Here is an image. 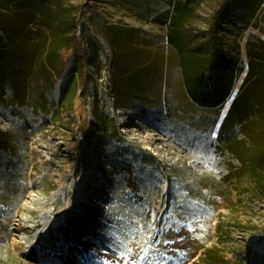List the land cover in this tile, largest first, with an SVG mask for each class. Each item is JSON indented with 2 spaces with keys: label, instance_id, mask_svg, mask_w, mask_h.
Listing matches in <instances>:
<instances>
[{
  "label": "rangeland",
  "instance_id": "rangeland-1",
  "mask_svg": "<svg viewBox=\"0 0 264 264\" xmlns=\"http://www.w3.org/2000/svg\"><path fill=\"white\" fill-rule=\"evenodd\" d=\"M14 1L0 0L7 24L0 38H28L33 57L53 40L66 68L50 70L51 87L47 74H37L22 105L9 86L0 91V264H264V110L247 120L255 143L233 121L232 132L220 130L251 82L248 43L261 52L254 73L264 74V4L247 27L239 13L220 21V44L240 71L225 103L207 109L183 89L168 25L158 18L166 0L26 2H44L42 14ZM176 1L191 9L182 29L187 47L207 52L208 20L221 0ZM76 18L94 28L84 36L111 45L105 90L104 80L92 85L85 64L79 72L67 46ZM113 30L122 39L110 43ZM125 72L128 93L120 97L114 76ZM74 79L70 110L57 114ZM112 126L119 138L104 131Z\"/></svg>",
  "mask_w": 264,
  "mask_h": 264
},
{
  "label": "trees",
  "instance_id": "trees-1",
  "mask_svg": "<svg viewBox=\"0 0 264 264\" xmlns=\"http://www.w3.org/2000/svg\"><path fill=\"white\" fill-rule=\"evenodd\" d=\"M27 1L28 0H19L14 2H17V5H19V8H22V10H33L30 5L37 6L39 7L35 9V11L38 10L37 12L41 10L44 3L41 2V4H39L37 2L36 4H32L26 3ZM166 3L169 9L158 18L162 20L163 26L168 25L166 31L167 43L168 46L172 47L176 52L180 74L182 75L183 89L190 100L198 107L207 109L220 107L225 103L228 96L232 92L233 85L238 78L240 71V61L234 55L226 53L220 44V37H218L220 21L225 19L226 16L239 13L242 22L247 27L258 17V11L264 4V0H221L208 20L206 30V45L208 46V51H205V53L192 51L186 45V38L184 33H182V29L183 23L186 20L185 18L191 12L188 5L185 3L182 4L180 1L176 0H166ZM1 8L6 10L7 7L3 5ZM42 10L40 11L41 14L43 13ZM4 22H0L1 26L7 25L4 24ZM72 22L74 33L76 22L74 19ZM111 35L112 41H110V43L122 39L117 30H113ZM1 36L3 35L0 33V37ZM2 38H0V91L5 86H9L13 99L20 103V105L25 103L27 98L26 88L29 85V82L33 81L34 77L37 79V74L43 72L47 74L48 77L46 78V86L51 87L55 81L53 79L54 77L50 73V70H54L56 73L58 72L60 74L66 68V62L63 61V56L58 51L60 49L59 45L53 42V40H46V42L42 44V51L37 55V57H33L36 51L32 50V46L29 42L27 43L28 38L22 37V39L17 40L8 35L7 37ZM100 39L107 44L108 40L106 41L103 36H101ZM88 42L90 50L93 53L92 58H89L88 61L93 63L99 52L98 43L90 37L88 38ZM247 45V56L250 60V66L245 79V85L248 82H251L246 86L247 90H244L242 94L233 101V104L231 105L220 130L232 132L230 128L235 123V125H239L243 128V130H245V135L247 136L248 141H250L252 136L254 137L255 143L257 140V133L252 130L248 121H250L249 118H251V116H253L254 119H257L258 117L260 119L263 118L262 112L264 110V104L260 103L259 97H264L263 94H260L264 85V74L258 72H256L257 74L254 73L255 68L253 65H256V59H261V54H259L261 52L259 48L257 50L250 43ZM67 46L72 48L73 53L77 57V63L80 64L78 65L79 72H83L81 69L83 63H81L80 56L76 51L77 42L75 36L71 38V41L67 44ZM118 48H120V46H118ZM125 74L126 72L124 74H116L114 76V85L115 88H117V92L120 97H126V94L128 93H125V90L123 91V89H121L123 79L127 78ZM84 78L86 79H84L83 82L86 85L90 78L87 76H84ZM157 79L161 82L162 76L158 75ZM67 85L68 86L66 88H71V98L70 94H68L69 97L67 100L65 99L66 89H63L57 106V114L59 111L70 110V102L76 95L75 79L72 86L70 82ZM40 111L42 112L41 109ZM46 113L52 114L53 116L54 111L50 110ZM104 131L113 136L114 139L119 138V134L114 126L104 128ZM92 135L94 134L92 133ZM92 137L93 142L97 144L99 142V138H97L96 135ZM85 138L88 139L89 136H85ZM229 143L237 145L236 148H232V152L241 156V148L240 145H238L239 142H237L235 138H230Z\"/></svg>",
  "mask_w": 264,
  "mask_h": 264
},
{
  "label": "built area",
  "instance_id": "built-area-1",
  "mask_svg": "<svg viewBox=\"0 0 264 264\" xmlns=\"http://www.w3.org/2000/svg\"><path fill=\"white\" fill-rule=\"evenodd\" d=\"M75 22L76 28L74 30V36H76L78 50L80 51L83 64H85V72L92 78V85H97L98 82L104 80L105 84L103 86L105 90L106 88L110 87L111 84L109 78V62L111 59L110 49H108L106 43L95 36L94 33L90 32L87 37L84 36L85 31H91L93 28L89 22H81L77 18ZM89 37L98 43L99 52L96 55L93 63L88 61L89 58H92L93 56L88 42Z\"/></svg>",
  "mask_w": 264,
  "mask_h": 264
},
{
  "label": "crops",
  "instance_id": "crops-1",
  "mask_svg": "<svg viewBox=\"0 0 264 264\" xmlns=\"http://www.w3.org/2000/svg\"><path fill=\"white\" fill-rule=\"evenodd\" d=\"M56 5H58V7L59 8H61L62 7V5H61V0L60 1H58V4H56ZM54 8V7H53ZM100 23H102V24H99V27H103L102 25H107L108 23L106 22V23H104V22H102V21H100Z\"/></svg>",
  "mask_w": 264,
  "mask_h": 264
},
{
  "label": "bare ground",
  "instance_id": "bare-ground-1",
  "mask_svg": "<svg viewBox=\"0 0 264 264\" xmlns=\"http://www.w3.org/2000/svg\"><path fill=\"white\" fill-rule=\"evenodd\" d=\"M55 89H56V91H58V89H59V85H58V86H56V87H55Z\"/></svg>",
  "mask_w": 264,
  "mask_h": 264
}]
</instances>
